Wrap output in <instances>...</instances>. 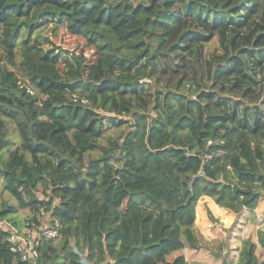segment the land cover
I'll list each match as a JSON object with an SVG mask.
<instances>
[{"label": "trees", "instance_id": "16d2710c", "mask_svg": "<svg viewBox=\"0 0 264 264\" xmlns=\"http://www.w3.org/2000/svg\"><path fill=\"white\" fill-rule=\"evenodd\" d=\"M49 18L93 59L39 40ZM262 132L264 0H0L2 189L34 227L60 222L36 264H189L182 235L222 264H264V226L233 262L194 223L203 195L235 215L255 208L264 171L244 157L264 159L246 148ZM17 212L1 202L0 264H25L6 239L25 220Z\"/></svg>", "mask_w": 264, "mask_h": 264}, {"label": "rangeland", "instance_id": "374dc122", "mask_svg": "<svg viewBox=\"0 0 264 264\" xmlns=\"http://www.w3.org/2000/svg\"><path fill=\"white\" fill-rule=\"evenodd\" d=\"M48 23L37 32L38 39L45 41V35L49 36L50 39L56 44L59 45L62 51H75L82 52L83 55L88 59H93L94 50H92L89 46L85 45L80 38L72 35L69 30L65 27V23L61 21H57L59 27L55 30V33L51 31L53 18H49ZM31 39H35V36H31ZM218 39L215 35L208 42L203 44L205 49H211L213 45H217ZM8 68L11 69V66L8 65ZM9 139L14 143L12 144V148L18 146L19 143V133L14 128L13 123H9ZM123 128H112L106 136L96 138L97 146L92 150V154L98 155L102 153V145H107L108 137H116L121 133ZM126 130V128H124ZM243 140L239 142L242 143ZM256 146H261L264 151V132L255 135L249 136V142L246 145L251 152L254 150ZM236 151L238 152L240 146L238 142L235 146ZM250 158H245L244 161L248 165L250 162H253L256 165V168L263 172L264 171V159L252 154L249 156ZM89 158L88 154H85V161ZM3 183V174L0 167V207L2 201H7L15 205L18 208L17 215L19 219L23 218L25 215L29 213V209L22 205V202L16 199L12 194L7 191H3L2 184ZM38 195L48 196L49 191L43 190L40 186H36ZM261 195L258 199V202L252 210L242 209L237 215H235L232 211L219 206L215 201L208 196H201L194 206V223L197 225L199 230L204 234V236L208 239H217L220 241V252L221 256H224L227 261L236 262L238 259V252L241 246V241L246 237H251L255 241H257V230L264 226V188L260 189ZM119 199V197H116ZM37 216H41L38 214ZM38 218V217H37ZM58 238L56 241H58ZM183 239V252L186 260L189 264H222V258L213 255L212 252L204 249V248H192L187 241V238L182 235ZM216 251V250H215ZM260 253V257H264V251L262 247L257 242L256 244V253ZM96 260L102 257V255L96 252ZM57 255H54L56 257Z\"/></svg>", "mask_w": 264, "mask_h": 264}, {"label": "built area", "instance_id": "2783aa9c", "mask_svg": "<svg viewBox=\"0 0 264 264\" xmlns=\"http://www.w3.org/2000/svg\"><path fill=\"white\" fill-rule=\"evenodd\" d=\"M29 93L32 91L27 88ZM38 214L43 213V208H38ZM38 220L40 216H37ZM24 222L16 228L11 225L10 230L6 235V239L10 242V249L20 256V260L25 264H36V248L43 238L59 236L60 222L57 218H53L49 225L36 228L35 225L29 221L27 215L24 216ZM3 223V221H0Z\"/></svg>", "mask_w": 264, "mask_h": 264}, {"label": "water", "instance_id": "95a60500", "mask_svg": "<svg viewBox=\"0 0 264 264\" xmlns=\"http://www.w3.org/2000/svg\"><path fill=\"white\" fill-rule=\"evenodd\" d=\"M52 260L54 261V255H52Z\"/></svg>", "mask_w": 264, "mask_h": 264}, {"label": "crops", "instance_id": "0c3cea01", "mask_svg": "<svg viewBox=\"0 0 264 264\" xmlns=\"http://www.w3.org/2000/svg\"><path fill=\"white\" fill-rule=\"evenodd\" d=\"M204 235V234H203Z\"/></svg>", "mask_w": 264, "mask_h": 264}]
</instances>
